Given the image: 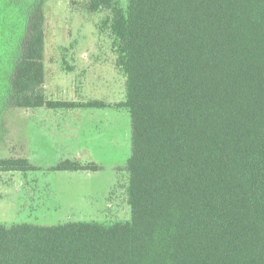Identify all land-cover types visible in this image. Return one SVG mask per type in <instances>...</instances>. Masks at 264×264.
<instances>
[{
    "label": "trees",
    "instance_id": "obj_1",
    "mask_svg": "<svg viewBox=\"0 0 264 264\" xmlns=\"http://www.w3.org/2000/svg\"><path fill=\"white\" fill-rule=\"evenodd\" d=\"M113 1L100 3L126 75L131 218L0 224V264H264V0ZM44 22L33 0L4 107L78 105L44 95Z\"/></svg>",
    "mask_w": 264,
    "mask_h": 264
},
{
    "label": "rangeland",
    "instance_id": "obj_2",
    "mask_svg": "<svg viewBox=\"0 0 264 264\" xmlns=\"http://www.w3.org/2000/svg\"><path fill=\"white\" fill-rule=\"evenodd\" d=\"M32 1L0 0V159L25 158L35 167L0 170V224L130 220L125 166L131 154V119L128 108L120 105L126 98V75L117 63L120 41L111 30L112 7L100 0H41L48 93L105 107L90 109L98 114L89 118L78 116L73 124L79 129L73 133L68 122L59 120L57 126L56 119L48 120L49 115L60 118L64 112L59 109L37 108V116L33 109L2 104ZM127 4L114 0L112 6L125 10ZM67 110L73 117L78 109ZM66 159L94 162L101 169H52Z\"/></svg>",
    "mask_w": 264,
    "mask_h": 264
},
{
    "label": "crops",
    "instance_id": "obj_3",
    "mask_svg": "<svg viewBox=\"0 0 264 264\" xmlns=\"http://www.w3.org/2000/svg\"><path fill=\"white\" fill-rule=\"evenodd\" d=\"M87 51H85L84 50V53H86ZM44 53V52H43ZM43 66H44V82H43V89H44V95H45V97H46V99L47 100H60V101H66L65 99H62V97H60V96H58L57 94H53V92H51V93H48V89H47V82H46V79H45V63H44V55H43ZM125 90H126V86H125ZM58 96V97H57ZM126 96V95H125ZM77 101V103H78V105L77 106H75L74 108H76V109H78V110H76V112L77 113H75V115H73V117H72V115H71V117H70V113H67V115L65 114V112H68L69 110H67V109H73V107H70V108H49V109H59L58 111H62V112H64L63 114H62V116L59 118V117H56V116H54L53 118L49 115V118H48V120L49 119H56L55 120V122H54V124H56L57 126H59V124H60V122H58L59 120H62V122H68L69 123V125L71 126V127H73V128H71L72 130V132L73 133H75L76 132V130L77 129H79V128H77V127H75V125L73 124V121L76 119V118H78V116H79V119L80 118H89L90 117V114L91 113H94L95 111H93V110H91V111H89L90 109H93V108H95V109H97V108H105V107H102V106H87L86 105V103H88L89 101H81V98H75V99H72L71 101H68V102H76ZM83 102V103H82ZM85 102V103H84ZM92 102H95V101H92ZM42 107H45V106H42ZM42 107H37V108H42ZM37 108H30V109H33L34 110V113L33 114H36V109ZM47 108V107H46ZM81 110H84L83 112H80ZM98 114V111L97 112H95V114ZM53 114H55V113H53ZM37 115V114H36ZM35 115V116H36ZM66 115V116H65ZM92 115V114H91ZM38 116V115H37ZM42 116V115H41ZM53 116V115H52ZM98 116V115H97ZM36 118H38V119H40L39 117H36ZM67 118V119H66ZM72 119V120H71ZM98 119L100 120V122L102 121V117L101 116H98ZM52 127H54V126H52ZM83 127V130H84V132H86L87 131V126H86V122L84 123V125L82 126ZM48 128V127H47ZM78 132V131H77ZM98 133H99V135H101V132H99V130H98ZM97 133V134H98ZM99 165V164H98ZM72 171V170H71ZM86 171H88V170H86Z\"/></svg>",
    "mask_w": 264,
    "mask_h": 264
}]
</instances>
